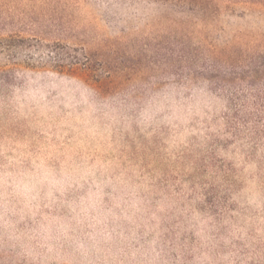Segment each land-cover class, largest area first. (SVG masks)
Instances as JSON below:
<instances>
[{
	"label": "rangeland",
	"instance_id": "374dc122",
	"mask_svg": "<svg viewBox=\"0 0 264 264\" xmlns=\"http://www.w3.org/2000/svg\"><path fill=\"white\" fill-rule=\"evenodd\" d=\"M228 44L264 53V3L202 17L158 0H0V179L85 177L11 217L17 232L74 224L68 205L111 181L104 210L122 215L123 196L136 214L109 219L126 238L112 234L109 264H264V77L214 71L207 47ZM11 244L0 222V264H41Z\"/></svg>",
	"mask_w": 264,
	"mask_h": 264
},
{
	"label": "clouds",
	"instance_id": "9594fccd",
	"mask_svg": "<svg viewBox=\"0 0 264 264\" xmlns=\"http://www.w3.org/2000/svg\"><path fill=\"white\" fill-rule=\"evenodd\" d=\"M9 178H11V184H9ZM84 179L85 177L77 178L67 171L62 172L57 178L48 169H44L42 173H7L0 179V187L3 189L0 192V222L6 230L8 239L12 241L11 247L15 248L19 245L23 253L33 260L39 258L41 264H51L53 260L57 261V264H109V257L115 259L123 253L122 248L113 252L112 247L108 246L111 243L120 242L114 240L113 233L120 237L121 241L126 239L120 225L116 224L109 230V219L111 218L114 224L121 219L135 223L133 216L136 212L129 214L127 207H121L122 203L127 204L123 196L113 198L116 201L114 207L120 208L122 215H117L113 208L104 210L103 187L111 181L97 182L94 179L93 184L97 191L93 192L90 188L88 195L82 197L79 203L73 202L68 205L74 214L72 216L74 224L71 221L63 222L58 218L45 216L44 220L47 223H41L38 229L17 232L18 221L11 217L18 215L23 219L25 215L31 214L34 218L42 202L47 201L44 207H51L53 203H56L57 198L53 195L54 192H59L63 197L65 191L73 184L82 186L81 180ZM9 188L12 190L9 191ZM42 191L43 196H41ZM21 196L23 200L19 199ZM12 198H16L17 203L23 204V207L18 209L17 203H13ZM69 230L73 233L72 236H69ZM65 242H70V246L73 247L72 254L61 255L60 249ZM77 252L79 257L75 255ZM117 264H125V261L117 260Z\"/></svg>",
	"mask_w": 264,
	"mask_h": 264
},
{
	"label": "trees",
	"instance_id": "16d2710c",
	"mask_svg": "<svg viewBox=\"0 0 264 264\" xmlns=\"http://www.w3.org/2000/svg\"><path fill=\"white\" fill-rule=\"evenodd\" d=\"M170 2L171 6L181 11H190L198 13L202 17L207 16L217 7V2L227 4V6H234L238 4L253 5L262 4L264 0H158ZM207 61L214 71H221L226 68L223 73L228 75H242L246 77L247 83L254 85V81L264 77V53H250L248 54L245 49L235 44H228L220 47L210 46L207 47ZM224 81L223 78H219ZM238 95L232 97L235 101L240 100ZM257 96V97H256ZM254 99L264 102V87L262 93H258ZM236 115L240 114V109L235 112Z\"/></svg>",
	"mask_w": 264,
	"mask_h": 264
}]
</instances>
